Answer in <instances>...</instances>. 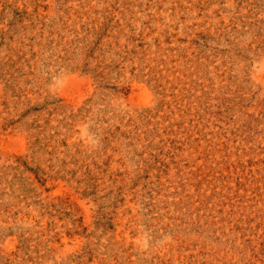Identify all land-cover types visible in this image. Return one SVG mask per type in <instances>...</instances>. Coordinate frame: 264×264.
<instances>
[{
  "label": "rangeland",
  "instance_id": "374dc122",
  "mask_svg": "<svg viewBox=\"0 0 264 264\" xmlns=\"http://www.w3.org/2000/svg\"><path fill=\"white\" fill-rule=\"evenodd\" d=\"M0 264H264V0H0Z\"/></svg>",
  "mask_w": 264,
  "mask_h": 264
}]
</instances>
